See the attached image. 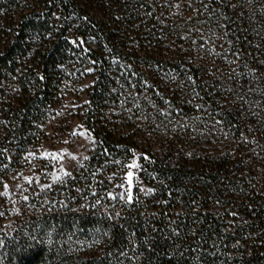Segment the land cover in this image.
<instances>
[{
    "label": "trees",
    "instance_id": "trees-1",
    "mask_svg": "<svg viewBox=\"0 0 264 264\" xmlns=\"http://www.w3.org/2000/svg\"><path fill=\"white\" fill-rule=\"evenodd\" d=\"M85 76L95 146L50 182ZM135 156L155 191L129 201ZM0 241V264H264V0H0Z\"/></svg>",
    "mask_w": 264,
    "mask_h": 264
},
{
    "label": "rangeland",
    "instance_id": "rangeland-1",
    "mask_svg": "<svg viewBox=\"0 0 264 264\" xmlns=\"http://www.w3.org/2000/svg\"><path fill=\"white\" fill-rule=\"evenodd\" d=\"M92 82V76H85L78 84V97L68 94L65 105L60 110V117L53 118L48 123L49 138L40 147L39 154L53 165L49 175L50 182L70 173L90 155L95 146V138L82 117V109H78L87 101L86 90ZM133 160L138 163L139 167L131 169L133 176L130 185L127 177L128 168L125 174V188L131 195L136 186L148 192L150 187L139 177L138 157L135 156L130 163Z\"/></svg>",
    "mask_w": 264,
    "mask_h": 264
},
{
    "label": "snow or ice",
    "instance_id": "snow-or-ice-1",
    "mask_svg": "<svg viewBox=\"0 0 264 264\" xmlns=\"http://www.w3.org/2000/svg\"><path fill=\"white\" fill-rule=\"evenodd\" d=\"M73 43H75V41H73ZM45 155H47V153H45ZM9 159H10V158H9ZM127 167L129 168V171L127 172V177H128V183H129V185H130L131 182H132L131 178H132V176H133V172L131 171V169H132V168H138L139 165H138V163H137L135 160H133L131 163H129V164L127 165ZM25 179H29V178H28V177H25ZM141 190L143 191V189H141ZM152 191H155V189H149V192H152ZM109 196H113V194H112V193H109ZM24 199H27V197H24ZM128 200H129V201L132 200V195H131L130 192H129V194H128ZM173 231H176V230L174 229ZM2 243H3V241H0V244H2Z\"/></svg>",
    "mask_w": 264,
    "mask_h": 264
}]
</instances>
